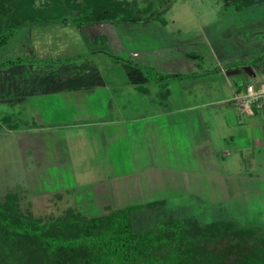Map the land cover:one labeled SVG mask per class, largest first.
<instances>
[{"label": "rangeland", "instance_id": "1", "mask_svg": "<svg viewBox=\"0 0 264 264\" xmlns=\"http://www.w3.org/2000/svg\"><path fill=\"white\" fill-rule=\"evenodd\" d=\"M149 2L156 20L107 25L106 35L122 47L114 52L105 48L107 40L105 47L96 42L92 50L82 32L88 28L70 24H47L46 37L33 29L36 25H25L0 47V62L24 59L16 66L38 59L57 65L82 53L79 59L70 58L80 63L101 55L112 80L91 92L64 90L0 103V200L14 193L21 210L36 217L63 216L68 209L98 216L108 208L143 205L136 210L135 229L163 219L191 220L194 226L233 219L241 226L254 224L264 236L263 127L249 147L242 145L240 153L221 158L215 152L228 146L221 141L227 129H222L226 122L217 114L220 108L182 107L205 95L229 97L232 92L222 83L234 76L264 84V4L239 12L227 0H136L138 8ZM167 47L177 48L186 62L171 67L180 75L162 80L154 90L166 82L163 89L176 102H168L169 115L142 121L135 114L161 111L159 100L172 99L139 92L140 86H122V64L138 59L144 76L154 79L168 72L166 64L133 58L130 51ZM201 81L214 82L209 89L190 86ZM175 104L182 110L172 112ZM3 116L8 119L2 121ZM209 117L216 133L211 142L201 133ZM254 117L263 122L264 112L257 110ZM139 120L142 125L136 124ZM151 122H160L159 128ZM13 123L12 128L6 125ZM149 202L155 204L146 208Z\"/></svg>", "mask_w": 264, "mask_h": 264}, {"label": "trees", "instance_id": "2", "mask_svg": "<svg viewBox=\"0 0 264 264\" xmlns=\"http://www.w3.org/2000/svg\"><path fill=\"white\" fill-rule=\"evenodd\" d=\"M227 1L239 12L264 4V0ZM7 3L3 5L0 0V47L25 25L70 24L82 29L98 24L156 20L151 3L138 8L136 0ZM143 14L147 16L142 17ZM23 60L0 62V70ZM42 62L55 63L51 59ZM127 63L142 71L140 64L130 60ZM179 75L160 73L154 80ZM244 84L245 81L243 90L248 85ZM5 119L8 116L2 117V121ZM14 124L6 125L12 128ZM17 197L12 193L0 200V264H264V236L254 224L241 226L233 219H216L194 226L195 221L191 220L163 219L152 227L135 229L134 216L143 205L108 208L107 213L98 216L68 209L63 216L36 217L21 210ZM154 204L145 205L151 208Z\"/></svg>", "mask_w": 264, "mask_h": 264}, {"label": "crops", "instance_id": "3", "mask_svg": "<svg viewBox=\"0 0 264 264\" xmlns=\"http://www.w3.org/2000/svg\"><path fill=\"white\" fill-rule=\"evenodd\" d=\"M43 26H46V27L44 28ZM90 27H93V28H90ZM107 27L108 26L103 25V24L84 27V28L90 29V30L88 29L83 30L82 32L88 36L89 45L92 50L93 49L95 50L97 47H101V48L105 47L106 40L108 41V43H107V47L105 48H108L111 52L117 51L116 49H114V47H117L119 49L122 48L116 41L117 39H114L110 34L109 36L106 35V32L109 33ZM33 29H35L37 32H41L42 35L45 37L48 33V32L45 33V31H50V29L47 28V25H36L33 27ZM84 31H87V32L85 33ZM103 35L107 36L105 37V41H101L102 37L104 40ZM96 42L99 44V45H96L97 47L93 46V44ZM44 44H41L42 47L44 46ZM45 54L46 55L44 56H46V58H50L49 56L51 54L50 55L49 53H45ZM80 55H82V53L76 54L73 57L68 56L67 58L70 57V58L76 59L77 57L79 59ZM130 55H132L133 58H137V56L139 57V59L144 58L145 61L149 60L150 62H152L154 60L156 63V66L159 65L157 64L159 62L161 64L162 63L166 64V65H163L164 70H168V72L166 73L173 72V69L171 67L179 65V63L186 62L183 59L184 55H182V53L178 51L177 48L175 49L174 47H167L165 50H159V49L155 50L154 48L153 49L151 48L138 49V50L136 49V50L130 51ZM150 55H154L153 59L146 58V56L148 57ZM103 59H104V56L96 55L95 58H89L87 60L85 59L81 62L78 60V62L80 63L73 62V60L71 63H65V64L59 63L57 65L55 63H46V62L23 63L21 65H17V66L14 65L6 69L0 70V103L13 104L16 102L27 101V99L30 97H40L44 95H51L53 93L61 92L64 90H68V91H81L82 90V91L91 92V91H94L95 88L108 86V84L112 81L111 79H109L111 74L109 73L107 69L108 64H105L106 62ZM40 60H45V59H40ZM136 60L137 61H133V60L132 61L135 63L141 64L138 61V59ZM123 70L125 71L124 73L126 77L124 78V82L122 86H129V85H132L133 87L140 86L142 89L139 92H143V93L150 92V93H153L154 97H157L158 95H160L163 99L168 98V97L170 99L173 98V97H170L171 94L168 88L165 87V89H163V85L166 86L165 85L166 82H164L162 86L160 85V89L154 90L157 84L161 82L162 80L147 79L144 76V73L142 71L135 68L134 65L129 64V63L122 64V71ZM259 80L261 81H257L255 84H253L252 82L248 80V77H245V76L240 77V75L239 77L234 76V79L224 80V84L222 83L223 87H225L226 85L230 93L232 92V94L229 97L224 98L222 96L220 97L218 96L214 99L213 98L210 99L209 96L205 95V97H202L200 101H197L196 104H191L193 102V99L187 100L186 98L187 101L185 103H188V105L184 104L182 106L184 107V110H194V108L196 109L207 108L208 106L220 108L217 114H221L223 116V119L226 122L225 128H222V129L223 130L227 129L224 132V134L221 135L222 137L221 141L225 143L226 146H228V149L221 151V152L218 151L219 153L215 152L214 156L219 155L221 158H224L229 155L232 156V154H237L238 152L240 153L242 151L241 150L242 145L244 147H249V145L253 144V142L256 140L257 134H260V129L262 127L264 131V121L261 122L259 118L254 117V115L257 112L254 113L253 115L246 114L247 117L244 118L241 115H245V113L241 111L237 103L236 105L233 103V106L230 105L232 101H235L233 98L235 94L241 93L244 91L242 87L243 86L242 84L244 81H245V84H253L256 87L263 88L264 84L262 82V79H259ZM212 82L214 81L193 82L190 86L192 88L201 86V87H205L206 89L210 86V83ZM207 98H209V100ZM168 102L173 104L176 101L174 99H172L171 101H165V100L160 101L159 100L160 105L164 104L163 108L161 109L162 112L159 110H157L156 112L152 111L150 113H145L144 114L145 116L140 113H137L135 114V117L143 121L146 118L154 119V118H160L161 116H164L166 114L169 115V113L167 112H169L171 109L168 106ZM175 109L176 110H173L172 112L182 110L181 107H178L176 104H175ZM123 118H127V117H123ZM128 118H132V117L128 116ZM210 119L212 120V118L209 117L207 122L205 121L207 125L205 124V122L201 124V133H203L206 139L209 138V141L211 142L210 135H213L214 133L213 132L214 126L213 124L210 123ZM141 120L136 122V124L141 123L142 125ZM148 124L144 122L143 127L144 128L148 127ZM151 124L153 127L156 126V128L158 129L160 122H154V124L153 122H151ZM207 126L211 129V131L208 129ZM216 128H217V125H216ZM206 148L208 147L206 146L205 149ZM214 150L215 149L213 148V151Z\"/></svg>", "mask_w": 264, "mask_h": 264}, {"label": "built area", "instance_id": "4", "mask_svg": "<svg viewBox=\"0 0 264 264\" xmlns=\"http://www.w3.org/2000/svg\"><path fill=\"white\" fill-rule=\"evenodd\" d=\"M241 111L253 115L255 111H264V88L248 84L245 90L233 97Z\"/></svg>", "mask_w": 264, "mask_h": 264}]
</instances>
